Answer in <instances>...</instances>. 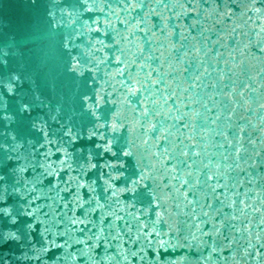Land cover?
I'll return each mask as SVG.
<instances>
[{
	"label": "water",
	"instance_id": "obj_1",
	"mask_svg": "<svg viewBox=\"0 0 264 264\" xmlns=\"http://www.w3.org/2000/svg\"><path fill=\"white\" fill-rule=\"evenodd\" d=\"M0 264H264V0H0Z\"/></svg>",
	"mask_w": 264,
	"mask_h": 264
},
{
	"label": "snow or ice",
	"instance_id": "obj_2",
	"mask_svg": "<svg viewBox=\"0 0 264 264\" xmlns=\"http://www.w3.org/2000/svg\"><path fill=\"white\" fill-rule=\"evenodd\" d=\"M193 86H195V85H193ZM213 87H215V85H213ZM237 152H239V149H237ZM212 179V177H209V180H211Z\"/></svg>",
	"mask_w": 264,
	"mask_h": 264
}]
</instances>
